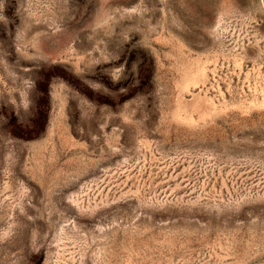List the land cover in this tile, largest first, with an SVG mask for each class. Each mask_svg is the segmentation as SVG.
Segmentation results:
<instances>
[{
	"label": "rangeland",
	"instance_id": "rangeland-1",
	"mask_svg": "<svg viewBox=\"0 0 264 264\" xmlns=\"http://www.w3.org/2000/svg\"><path fill=\"white\" fill-rule=\"evenodd\" d=\"M0 264H264V0H0Z\"/></svg>",
	"mask_w": 264,
	"mask_h": 264
}]
</instances>
